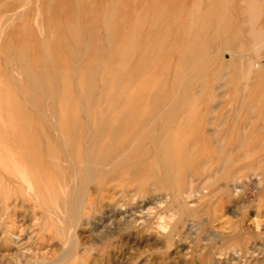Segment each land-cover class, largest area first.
Returning a JSON list of instances; mask_svg holds the SVG:
<instances>
[{
  "label": "rangeland",
  "instance_id": "1",
  "mask_svg": "<svg viewBox=\"0 0 264 264\" xmlns=\"http://www.w3.org/2000/svg\"><path fill=\"white\" fill-rule=\"evenodd\" d=\"M65 108L87 164L0 264H264V0H0V111Z\"/></svg>",
  "mask_w": 264,
  "mask_h": 264
},
{
  "label": "bare ground",
  "instance_id": "2",
  "mask_svg": "<svg viewBox=\"0 0 264 264\" xmlns=\"http://www.w3.org/2000/svg\"><path fill=\"white\" fill-rule=\"evenodd\" d=\"M255 33L256 36L257 34L262 36L263 32ZM52 108L55 109V107ZM28 114L30 116L27 120L13 122L11 112L6 109L4 113L0 111V206L2 210L8 209L10 201L17 199L21 202L30 201L41 204L46 208H52L59 202L63 203L70 196L66 189L59 188L60 185L65 186L69 182L62 174L63 165L73 167V164L74 166L87 164L88 155L83 152V147L87 146L88 136L86 137L83 133L82 126L71 125L65 120L68 115L66 108L59 109L57 116L48 114L49 118L45 113L44 118L39 120H35L33 115ZM98 137L102 141V132Z\"/></svg>",
  "mask_w": 264,
  "mask_h": 264
}]
</instances>
